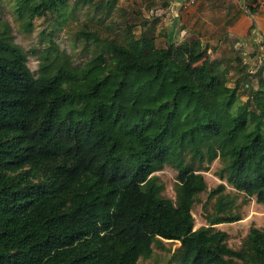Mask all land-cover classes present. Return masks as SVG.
I'll list each match as a JSON object with an SVG mask.
<instances>
[{
	"label": "trees",
	"instance_id": "1",
	"mask_svg": "<svg viewBox=\"0 0 264 264\" xmlns=\"http://www.w3.org/2000/svg\"><path fill=\"white\" fill-rule=\"evenodd\" d=\"M11 1L29 28L92 8L76 36L100 51L82 69L52 38L27 51L0 13V264H137L163 239L180 242L175 264H264V228L232 247L215 227L242 219L239 196L264 205V59L242 100L200 38L158 47L135 34L138 21L101 35L117 0ZM216 159L236 192L211 189L214 212L194 229L203 171ZM165 165L177 171L174 199L155 174Z\"/></svg>",
	"mask_w": 264,
	"mask_h": 264
},
{
	"label": "rangeland",
	"instance_id": "2",
	"mask_svg": "<svg viewBox=\"0 0 264 264\" xmlns=\"http://www.w3.org/2000/svg\"><path fill=\"white\" fill-rule=\"evenodd\" d=\"M199 1L201 0H198L195 4L188 5L191 12L189 13V17L184 21L182 27H188L190 30L183 36V38L187 40L200 38L204 43L203 45L209 47L207 51L208 54H206L208 59L210 61L219 60V67L222 69H225L226 67L228 85L233 86L235 82H238L237 93L242 100H246L247 97H251L252 91L258 86V80L260 77L256 71L259 69L262 59H264V34H261L259 31H254V27L250 29L251 33L255 35V42L253 44L254 49L252 51L255 58L252 60L251 64H243L244 66H248L246 70L248 77L245 79V84L244 81H242L244 80V67L242 66L239 68V65H237L238 62L234 58L237 55L234 49V42L228 40L221 55L213 52V50L217 49L215 46L217 39L221 37V31L225 32V29L230 22L226 19V16L218 13L216 14L218 17L217 20L212 21L210 24L206 19L203 20L201 15L198 17V22L196 21L195 23L190 24L193 15L200 10H204L203 2L201 1L199 4ZM217 1L221 2V0ZM249 1L254 2L255 0ZM261 1L262 3L256 0V5L258 7L264 5V0ZM239 2L238 0L236 3L231 2V0H224L223 3L225 4L220 5V8L234 9L236 5H244V1ZM157 3H160L159 6L162 5L164 8H167L168 2L166 0H117L116 8L112 10L110 15L103 16L102 21L98 23L96 27L99 26L98 31L101 35L106 34V27H111L114 29V32L120 34L125 32L129 23L132 21H138L140 25L135 28L136 35H139L141 31H145L147 37L155 38V44L158 47L165 46V39H168V37L170 39L171 36L172 39L176 37L174 42L175 44H178L183 39L180 34L177 33V25L174 28H170L168 22V29L161 26L160 28H157V26H155V22H153V15H155L153 14V7H155ZM198 4L199 8H197ZM249 5L252 6L251 4H248L246 10H249ZM90 11H92V8H75L72 12L66 14L67 16L65 20H61L60 18L56 19L55 16L54 18H51L49 14L44 17H35L32 21V27L29 28L26 26L28 18L21 17L16 13L14 3L11 0H0L1 17L9 22L15 43L19 44L27 51L30 49H36V51L40 52L43 48L48 47L50 44L49 39L52 38L54 44L60 50L57 54L60 56L61 52L65 51L70 55L73 64L81 67V69L100 51L99 46L94 45L92 42L86 43L83 40H79L76 36L78 25L87 21L86 19H88V17L86 15L91 14ZM249 15L252 16V13ZM199 19L201 20V23H199ZM159 29L161 31L158 36L157 33ZM250 35L251 34H249L248 37H250ZM245 41L247 42L246 39ZM227 59L230 61H227ZM39 63L40 59L38 55L29 52L27 64L34 73L38 71ZM234 63H236V66ZM262 69L263 71L261 72V75L264 77V66ZM251 107L253 108V106ZM219 167L220 162L216 159L209 166V170L203 171L207 183V189L197 196V200L192 208L194 229L207 225L205 219L206 213L214 212L213 205L215 197L211 199L208 198L211 189L215 188L219 183L224 182L226 184V191H230L231 193L236 192L231 185L217 177L215 173ZM176 173V169L170 165H165L162 170L155 172L158 176L159 182L163 184L162 195L165 197L172 199L175 198L174 184L176 181ZM237 203L240 204V215L242 219L232 223L225 222L215 225L216 228L225 230L228 233V243L232 247L240 245L251 226L264 228L263 204L258 203L255 197L241 196L238 197ZM180 253L179 241L163 239L161 244L153 245L151 256L147 258H139L137 264H175Z\"/></svg>",
	"mask_w": 264,
	"mask_h": 264
},
{
	"label": "crops",
	"instance_id": "3",
	"mask_svg": "<svg viewBox=\"0 0 264 264\" xmlns=\"http://www.w3.org/2000/svg\"><path fill=\"white\" fill-rule=\"evenodd\" d=\"M166 1L168 2L167 8H164L162 5L159 6L160 3H157L158 5L156 4V6L153 7V14H155L153 15V22H155V26H157V28H160L161 26L168 29V22L170 24V28H174L177 25V29H179L177 33L180 34L182 39H184L183 36L188 33L190 29H188V27H182V25L184 24V21L189 17V13L191 12V10L188 5L184 4V0ZM201 1L203 2L204 10L196 12V14L192 17L190 24H193L196 21L198 22V17H200L201 15L203 17V20L206 19L210 24L212 23V21L217 20L218 17L216 16V14L221 13V15H225L226 19L230 22L228 23L225 32L221 31V37L217 39V43L215 46L217 47V49L213 50V52H215V54L221 55V53L225 49L226 42L228 40H232L234 42V49L237 54L236 56L241 57L243 64H251L252 60L255 58V56L251 57L252 51L254 49L253 44L255 42V35L251 33L250 29L253 26L254 31H259L261 34H264V5L260 7L257 6L255 13L250 16L249 10H246V7L248 4L255 6L256 0L254 2L249 0H238V2L244 1V5H236L234 9H221L220 5L225 4L223 3L224 0H221V2L217 0L216 2L215 0ZM201 1H199V4L201 3ZM236 1L237 0H231V2L234 3H236ZM199 4L197 8H199ZM199 23H201L200 19ZM160 31L161 30L159 29L157 35L160 33ZM249 34H251L250 37H248ZM245 39L247 40V42L245 41ZM236 56L234 58H236ZM227 61H229V59H227ZM234 65L236 66V63H234Z\"/></svg>",
	"mask_w": 264,
	"mask_h": 264
},
{
	"label": "built area",
	"instance_id": "4",
	"mask_svg": "<svg viewBox=\"0 0 264 264\" xmlns=\"http://www.w3.org/2000/svg\"><path fill=\"white\" fill-rule=\"evenodd\" d=\"M198 0H184V4L185 5H191V4H195ZM260 3H262V1H259Z\"/></svg>",
	"mask_w": 264,
	"mask_h": 264
},
{
	"label": "water",
	"instance_id": "5",
	"mask_svg": "<svg viewBox=\"0 0 264 264\" xmlns=\"http://www.w3.org/2000/svg\"><path fill=\"white\" fill-rule=\"evenodd\" d=\"M249 14H251V12L249 11Z\"/></svg>",
	"mask_w": 264,
	"mask_h": 264
}]
</instances>
